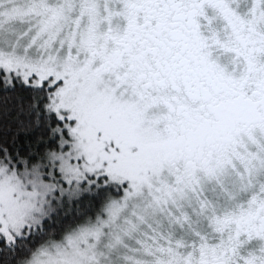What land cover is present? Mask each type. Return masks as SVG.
I'll return each mask as SVG.
<instances>
[{
	"label": "snow or ice",
	"instance_id": "1",
	"mask_svg": "<svg viewBox=\"0 0 264 264\" xmlns=\"http://www.w3.org/2000/svg\"><path fill=\"white\" fill-rule=\"evenodd\" d=\"M0 264H264V0H0Z\"/></svg>",
	"mask_w": 264,
	"mask_h": 264
}]
</instances>
